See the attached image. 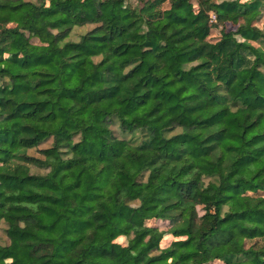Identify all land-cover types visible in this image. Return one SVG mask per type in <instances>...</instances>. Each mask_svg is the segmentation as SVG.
Wrapping results in <instances>:
<instances>
[{"label": "trees", "instance_id": "1", "mask_svg": "<svg viewBox=\"0 0 264 264\" xmlns=\"http://www.w3.org/2000/svg\"><path fill=\"white\" fill-rule=\"evenodd\" d=\"M1 225L0 264H264V0H0Z\"/></svg>", "mask_w": 264, "mask_h": 264}, {"label": "rangeland", "instance_id": "2", "mask_svg": "<svg viewBox=\"0 0 264 264\" xmlns=\"http://www.w3.org/2000/svg\"><path fill=\"white\" fill-rule=\"evenodd\" d=\"M213 17V16H212ZM91 25H86L84 27H77V28H74L73 32H72V36L71 38L74 39V38H77L78 35H80L81 33L85 32L88 28H90ZM217 31H214L212 32V35H216ZM112 128L114 130V132L116 133L117 136L119 137H122V134L121 132L119 131L117 125H112ZM50 142L46 141L44 143H42L39 147L37 148H32V149H29L28 150V153L30 155H35V156H39V153L37 152L38 148H43V147H47L49 145ZM122 161L124 162L128 172L130 175H133L136 168H137V165L134 164L133 162H130L129 160H126V159H122ZM39 170V169H38ZM37 169H32V172H39ZM155 223L157 225H159L160 227H166V222L164 221H159V220H156ZM7 237L5 235V232H4V228H3V225L0 226V243H5L7 242ZM117 241L119 242H122V243H125V239L124 237H120L117 239ZM6 261L4 262H1V263H5Z\"/></svg>", "mask_w": 264, "mask_h": 264}]
</instances>
